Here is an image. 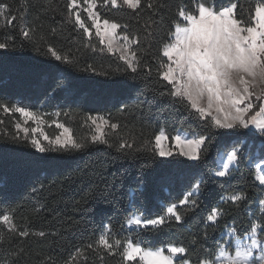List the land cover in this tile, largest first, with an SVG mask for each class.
<instances>
[{"label":"trees","instance_id":"obj_1","mask_svg":"<svg viewBox=\"0 0 264 264\" xmlns=\"http://www.w3.org/2000/svg\"><path fill=\"white\" fill-rule=\"evenodd\" d=\"M5 2L12 3L14 8L20 5V0ZM164 2L169 5L161 10L166 26L170 23L168 16L179 0ZM223 2L225 0H217L218 5ZM255 2L241 0L246 7L249 4L254 7ZM43 3L44 0H28L27 20H33ZM63 3L64 0H54L55 6ZM102 11L109 19L130 22V31L145 34L143 24L147 16H141L137 23L126 9ZM153 19L159 21L160 16ZM41 20L44 21L43 30L47 32L49 26L62 25L64 17L59 12H49L42 15ZM19 23L17 19L15 26L0 28V42L7 35L15 38L14 48L0 50V102L37 112L46 125L51 120H58L69 127L77 139L90 134V122L86 123L88 115L110 117L122 127L127 126L122 135L133 134L137 147L121 153L107 145L89 144L81 151L38 153L25 140L12 138L13 122L19 119V114L9 118L0 111V120H3L0 124V211L15 208L16 225L21 229L27 227L30 232L28 237L20 238L0 229L3 233L0 264L9 258L6 253L17 247H23L25 254L16 260V264H41L45 255L62 261L76 248L95 240L105 225L120 233L126 217L137 210V214L149 218L162 214L166 205L176 202L197 180L201 181L196 197L198 207L187 213L183 224L173 223L160 231H141L134 238L142 240L145 247H160L169 242L186 245L195 235L205 248H212L226 224L230 225L235 219L238 227L246 226L240 222L256 210L261 188L254 180L255 169L247 166L248 149L255 144L256 148L252 149L255 154L264 138L246 129L235 132L213 130L212 139L199 161H188L175 155L161 158L150 151H138L143 141L161 127L166 129L169 137L178 129L189 135L193 131L208 130L203 121L190 115L179 103L161 96L159 92L164 89L156 90L154 77L145 79L143 72L135 77L131 73L111 74L122 62L106 51L85 50L82 30L77 33L71 25H64L67 31L62 36L50 38L62 52L71 50L74 63L65 64L37 52L32 46L20 47ZM159 38L153 37V47ZM146 59L155 66L151 56ZM88 65H93L96 71H87ZM101 72L110 75H99ZM46 132L54 137L59 130L52 125ZM225 144L228 150L233 144L242 149L240 163L227 181L213 174L218 151ZM233 189L244 190L247 200L239 213L229 212L215 231L210 228L209 237L204 240V216L217 204L224 207L220 198ZM40 231L45 232L44 237L31 234ZM127 235V230L121 233V236ZM88 257L86 262L81 260L79 264H100L94 253H88ZM104 264H116V260L106 258Z\"/></svg>","mask_w":264,"mask_h":264},{"label":"snow or ice","instance_id":"obj_2","mask_svg":"<svg viewBox=\"0 0 264 264\" xmlns=\"http://www.w3.org/2000/svg\"><path fill=\"white\" fill-rule=\"evenodd\" d=\"M28 7V0H20L16 8L0 0V28L13 27L14 21L19 19L20 47L32 46L56 61L73 64L71 50L62 52L50 39L62 36L67 31L64 25H71L77 33L82 30L85 50L106 51L122 62L111 74L131 73L135 77L143 72L145 79L154 77L156 90L164 89L159 92L161 96L179 103L190 115L203 121L208 130L193 131L189 139L181 135L179 129L169 137L161 127L143 141L138 151H150L161 158L175 155L199 161L212 139L213 130L254 129V134L264 138V0H256L254 7L251 4L246 7L241 0H225L219 5L217 0H188L187 3L179 0L166 26L161 10L169 5L164 0H64L60 6H55L54 0H44L32 21L27 20ZM102 9H126L137 23L141 16H147L143 24L145 34L130 31V22L109 19ZM49 12H59L64 22L58 27L49 26L50 30L45 32L41 16ZM154 16H160L159 21L153 19ZM154 36L160 37L155 47ZM14 45L15 38L7 35L0 42V50L14 48ZM148 56L155 61V66L146 59ZM86 70L96 71L93 65H88ZM98 74L110 75L108 72ZM0 111L9 118L19 114V119L13 122L12 138L25 140L38 153L81 151L89 144L107 145L121 153L137 147L133 134L122 135L127 126L122 127L103 115H88L86 123L90 122V134L77 139L72 130L58 120H51L49 126L62 131L50 136L40 127L43 117L26 107L0 102ZM29 122L36 126L30 127ZM253 148L255 144L249 146L247 166L255 169L254 180L261 186L256 210L240 222L245 227H238L235 219L230 225L226 224L214 247L205 248L195 235L186 245L169 242L160 247H145L142 240L134 238L141 231H160L173 223L183 224L187 213L198 207L196 197L201 181L197 180L176 202L166 205L162 214L149 218L137 214V210L126 217L120 233L105 225L95 240L76 248L66 259L58 261L45 255L41 264H79L81 260H88V253H94L100 264H104L106 258L115 259L116 264H264V139L255 154H252ZM241 156L240 147L233 144L228 150L225 144L218 151L214 176L227 181L233 176ZM247 198L242 189H233L221 196L224 207L217 204L203 218V239H208V230L215 231L229 212L239 213ZM33 211L38 212V209ZM14 213L15 208L0 211V229L20 238L28 237V228L16 225ZM125 230L129 235L121 236ZM31 234L45 236L43 231ZM22 254H25L23 247L8 251L9 258L2 264H16Z\"/></svg>","mask_w":264,"mask_h":264},{"label":"rangeland","instance_id":"obj_3","mask_svg":"<svg viewBox=\"0 0 264 264\" xmlns=\"http://www.w3.org/2000/svg\"><path fill=\"white\" fill-rule=\"evenodd\" d=\"M29 126H30V127H33V126H36V125H35V124H32V122H29ZM53 126H54V125H53ZM40 127H41L43 130L46 131V128L49 127V125H46V122L44 121V123L41 124ZM246 130H247V129H246ZM60 131H62V130H59V132H60ZM250 131H254V132H255L254 129H252V130H250ZM21 134L23 135V133H21ZM180 134H181V135H186L189 139L192 138V135H189V134H186V133H181V132H180ZM45 143H46V142H45ZM218 178H219V177H218Z\"/></svg>","mask_w":264,"mask_h":264}]
</instances>
